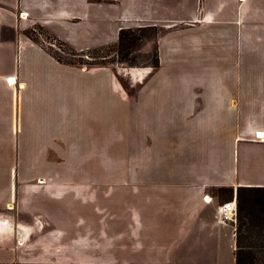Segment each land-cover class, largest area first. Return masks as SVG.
<instances>
[{
    "label": "crops",
    "instance_id": "0c3cea01",
    "mask_svg": "<svg viewBox=\"0 0 264 264\" xmlns=\"http://www.w3.org/2000/svg\"><path fill=\"white\" fill-rule=\"evenodd\" d=\"M108 1L0 0V264H235L236 226L219 207L264 188V1L131 0L135 19ZM198 8L201 18L189 17ZM178 10L185 21H173ZM133 20L168 33L157 71L133 75L132 101L110 68L61 63L26 34L38 25L81 53L119 39ZM204 34L231 40L230 69L207 71L231 81L187 80L203 70ZM171 70L180 81L155 79ZM134 119L135 130L162 119L174 131L148 149L124 137L120 151L136 156L115 163L119 177L98 178L96 161L48 159L98 142L112 151L113 130L130 138Z\"/></svg>",
    "mask_w": 264,
    "mask_h": 264
},
{
    "label": "rangeland",
    "instance_id": "374dc122",
    "mask_svg": "<svg viewBox=\"0 0 264 264\" xmlns=\"http://www.w3.org/2000/svg\"><path fill=\"white\" fill-rule=\"evenodd\" d=\"M108 3L118 6L116 7L118 13L121 11L125 15V11H127L128 16L135 19V16L137 15V9L135 6L132 7L133 3L131 0H129L128 3H124L122 5L121 2L117 0H110ZM186 11L188 10H178V14L173 21H185ZM225 11L224 18H227V13L232 14L231 10ZM192 12L194 15L192 14V16L189 17L192 18L194 16L193 19H200L203 10L198 8L196 10H192ZM118 13L115 15L116 17L118 16ZM193 19L189 20L188 18V21L186 20V24H190L191 22L189 21ZM136 23L137 21L135 20L129 23L131 25V28L127 30V33L130 36L129 40L125 39L122 43H120L118 39L114 38V40L111 39L107 45L99 46L95 50L81 53L72 50L66 44L62 43L60 40L44 31V29L38 25H35L30 30L26 31V34L35 42L47 49L48 52H50L61 63L66 65H74L84 69L103 67L110 68L116 75V78L120 82L124 91L127 93V96L132 101L137 95V85L135 84V81H133V75L139 74L138 72L140 71L136 72L139 69L150 68L152 69V73L157 71L159 66L157 51L158 39L167 35L168 33L166 29L159 27L139 28ZM186 24L183 26H186ZM194 35L196 36V34ZM231 44V40L222 35L214 36L210 34H204V40L202 44L203 47L200 52L203 70L201 72L191 71V73L187 74L189 75L187 76V80H203V82H206L207 80L215 77V80L225 81L224 79H226L231 81V72H227L226 76L228 77L226 78L225 76L222 78V72L207 74V71H210L211 69H230L232 63ZM195 51L196 50L193 48L191 50H187V53L190 55L192 60H196L198 58ZM188 63H191L190 59L188 60ZM168 74L176 76V72L174 73L172 70L168 71L167 73L157 72L154 76L155 79L160 82L162 77ZM141 77L142 75H140V78ZM179 79L180 76L178 74L176 76V81H180ZM196 91L199 93L202 91V94H198L196 97L201 101L204 100L202 98L205 95V90H201L200 88L197 90L193 89V92ZM183 94L184 92L182 93V96H184ZM184 97L187 98L186 100H189L190 97L192 98L189 92L187 96ZM129 123L131 130L134 131V125H137L138 123H136L135 119L130 120ZM173 123L174 122L170 123L168 120L162 119L155 122L141 120L139 124V130L136 129L134 132H132L133 134L130 136V138L127 136H123L122 138L121 130H117L115 132L113 130V135L111 137L112 143L114 142L112 145V151H108L109 147H106L104 142H98L95 152H65L48 154V159L54 161H96L98 165L96 168V176L98 178L110 175L113 177H119L121 169L117 167L118 165L115 163L128 158H135L136 156L135 153L127 154L120 151V145L122 142L121 140L125 137L126 142H131L133 147L137 145L143 149L158 147V145H163L161 141H164L165 138L170 140V132L174 131V128L172 127ZM176 123L178 125V130H183L185 128L184 126H180L179 121ZM119 127L121 129V126H117V128ZM162 132L165 135L164 137ZM107 161L113 162L112 168H104V162ZM61 171L68 172L69 170L59 169V172ZM81 171L84 170L82 169ZM105 187L106 186L104 184H98V193L104 195ZM262 198H264V193L261 192H254L253 194L244 193L241 198V215L238 214L237 207V221L235 223L241 245L246 248L251 247L253 249L263 248L262 251H258V253H256V263L259 264H264V211H262V206L259 203ZM236 205H238V198H236ZM245 260H248V258L245 257Z\"/></svg>",
    "mask_w": 264,
    "mask_h": 264
},
{
    "label": "trees",
    "instance_id": "16d2710c",
    "mask_svg": "<svg viewBox=\"0 0 264 264\" xmlns=\"http://www.w3.org/2000/svg\"><path fill=\"white\" fill-rule=\"evenodd\" d=\"M128 29L125 30H121L120 34H119V42L122 43L125 39H130V36L127 33ZM254 192H261L264 193V188H243L240 189L239 193H238V214L241 215V210H242V202H241V198L242 195L244 193H249V194H253ZM259 203L262 206V211H264V198H262ZM248 249V250H246ZM263 248H257V249H253L251 247H244L243 245H241L240 241H239V237H238V232H237V243H236V252H235V258H236V263L235 264H259L256 263V253H258V251H262ZM245 257L248 258V260H245Z\"/></svg>",
    "mask_w": 264,
    "mask_h": 264
},
{
    "label": "built area",
    "instance_id": "2783aa9c",
    "mask_svg": "<svg viewBox=\"0 0 264 264\" xmlns=\"http://www.w3.org/2000/svg\"><path fill=\"white\" fill-rule=\"evenodd\" d=\"M8 84L10 85H15L16 84V79L15 78H10L7 80ZM264 137V134L257 133L256 134V139L262 140ZM219 215L220 218L223 222L225 223H236L237 221V205L236 201H230L227 203H224L219 207Z\"/></svg>",
    "mask_w": 264,
    "mask_h": 264
}]
</instances>
